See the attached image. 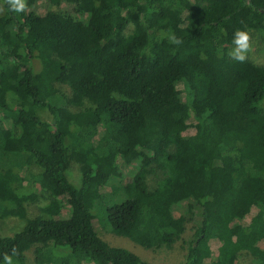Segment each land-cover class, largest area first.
<instances>
[{"label": "trees", "instance_id": "16d2710c", "mask_svg": "<svg viewBox=\"0 0 264 264\" xmlns=\"http://www.w3.org/2000/svg\"><path fill=\"white\" fill-rule=\"evenodd\" d=\"M48 1L70 8L0 0V260L156 264L99 218L183 264H264V64L230 54L264 0Z\"/></svg>", "mask_w": 264, "mask_h": 264}, {"label": "rangeland", "instance_id": "374dc122", "mask_svg": "<svg viewBox=\"0 0 264 264\" xmlns=\"http://www.w3.org/2000/svg\"><path fill=\"white\" fill-rule=\"evenodd\" d=\"M31 6L37 11H46L47 9H69L67 3L54 4L48 0H31ZM30 6V7H31ZM249 47L245 51L244 55L256 63L264 64V39L258 32L249 31ZM235 48L233 44L230 48V54L232 49ZM68 176L70 180L75 184L79 185L81 181V171L80 165L78 162L72 161L68 168ZM127 177H125L126 179ZM124 179V180H125ZM191 177L190 175L186 176V179L183 182V185L180 187L178 194V199L182 201L186 196L188 189L190 187ZM185 202H183L184 204ZM185 212L183 206L175 208L174 214L179 216ZM21 225V221L17 219H0V235L10 234L15 231ZM95 226L99 235L108 241L110 244L115 246L126 247L129 250L137 253L143 259L151 261L156 264H183L184 263V254H185V244L182 241L177 242L173 247H162L160 249H146L135 242L131 241L128 237L114 234L108 227L105 225L102 220L99 218L95 220ZM189 235V234H188ZM258 248H253V252L256 253L259 251ZM30 264H37L35 256L28 252Z\"/></svg>", "mask_w": 264, "mask_h": 264}, {"label": "clouds", "instance_id": "9594fccd", "mask_svg": "<svg viewBox=\"0 0 264 264\" xmlns=\"http://www.w3.org/2000/svg\"><path fill=\"white\" fill-rule=\"evenodd\" d=\"M9 7L13 12L20 13L25 9V0H8ZM172 41L179 43L175 37H171ZM232 43L235 45V48L232 49L231 55L239 60L243 61L245 59V51L249 47V34L244 30H237L233 34ZM0 264H13V257L10 255H4Z\"/></svg>", "mask_w": 264, "mask_h": 264}]
</instances>
